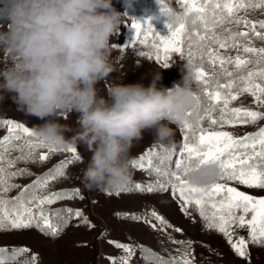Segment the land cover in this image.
Returning <instances> with one entry per match:
<instances>
[{
	"label": "snow or ice",
	"instance_id": "obj_1",
	"mask_svg": "<svg viewBox=\"0 0 264 264\" xmlns=\"http://www.w3.org/2000/svg\"><path fill=\"white\" fill-rule=\"evenodd\" d=\"M179 2L180 11L159 8L181 18V22L175 26H166L167 36H162L149 18L141 22L134 17L128 25L132 31L131 37L122 44H114L113 48L146 44L148 38L152 37L151 49L157 62H164L163 67L169 68L168 61L173 54L186 58L190 64L200 61L201 66L195 68L196 82L201 88L197 92L200 122L194 125L185 119L178 124L183 135L178 151L172 148L154 153L149 149L134 159L132 164L152 171L157 177L156 182L147 186L135 184L123 191H170L173 199L179 201L182 212L190 215L189 210L194 208L205 230L222 234L235 254L245 258L249 243L264 246V197L249 195L228 182L264 190V127L243 136L223 129L225 125H254L264 120V111L232 106L240 96L247 94L258 108L264 109V46H254V40L264 42V19L253 20L248 16L249 11L260 9L264 12V0ZM233 52L235 55H232ZM204 122H207L206 128L201 127ZM5 127L6 134L0 137V231L36 227L46 236L57 238L66 227L67 220L79 218L88 223L79 209L52 210L47 207L59 200L80 196L79 189L71 192L47 190L49 181L66 178V165L82 159L77 147L69 146L66 149L72 154L70 159L61 161L32 184L21 187L14 182L15 179L31 173L27 169L16 168L17 164L44 162L49 159L48 153L63 149L36 139L33 129L23 123L11 119L0 120V128ZM38 149H47V152L41 154ZM210 162L219 167V179L223 182H215L210 187L194 186L190 179L191 172ZM13 190H18L17 195L10 197L8 194ZM106 194L119 196L121 191ZM150 215L158 222L160 230L173 227L155 211ZM52 217H56L55 222ZM146 222L153 230L157 229L158 225L151 220ZM233 226L247 228L248 238L233 240ZM174 231L183 232L180 228H174ZM169 241L181 246L177 248V255L164 258L149 250V255L145 257L146 264H196L192 241H178L171 236ZM112 243L125 254L132 250L130 245ZM141 251H144L143 247ZM29 253L31 250L26 247H0V264H37L38 254L28 256ZM110 260L113 264H130L127 256Z\"/></svg>",
	"mask_w": 264,
	"mask_h": 264
},
{
	"label": "clouds",
	"instance_id": "obj_2",
	"mask_svg": "<svg viewBox=\"0 0 264 264\" xmlns=\"http://www.w3.org/2000/svg\"><path fill=\"white\" fill-rule=\"evenodd\" d=\"M159 12L166 26L181 22L173 12ZM126 14L113 0H0V103L10 100L17 111L40 120L35 136L57 147L68 143L72 131L60 118L78 114L79 131L71 141L91 153L82 177L88 190L127 187L131 148L145 132L170 143V123L200 122L190 63L179 68L182 78L170 88L159 86L160 72L148 84L119 80L100 94L97 85L117 71L112 38ZM220 175L210 162L195 168L190 179L194 186L210 187Z\"/></svg>",
	"mask_w": 264,
	"mask_h": 264
},
{
	"label": "rangeland",
	"instance_id": "obj_3",
	"mask_svg": "<svg viewBox=\"0 0 264 264\" xmlns=\"http://www.w3.org/2000/svg\"><path fill=\"white\" fill-rule=\"evenodd\" d=\"M125 5H129V0L124 1ZM125 13V12H121ZM152 15L156 16V19L151 21L153 27L159 23L161 15L160 12H156ZM248 16L253 20H261L264 19V12L260 9L252 12L249 11ZM136 19L143 20L147 19L149 16L137 15L134 16ZM127 15L124 18L123 23L119 26V30L116 35L112 38V45L114 44H122L131 37L132 31L128 27L131 23L132 18ZM168 32L162 36H167ZM150 37L148 38V40ZM147 44V43H146ZM146 44H140L138 46L132 45L124 49L113 48L111 54V61L113 65L116 67L117 71L113 72L112 75L105 81H102L97 85L100 90L101 95L106 94V89L115 82L119 80H124L125 83H131L133 79V72L136 70L138 79L137 82H142L144 84H148L153 76L157 73L161 72L162 80L159 82V86L166 87L167 85L172 84L176 77L179 75L182 78V74L180 72L181 57L177 54H173L169 63V68L163 67V61L157 62L156 59H143L139 57L140 52L143 51V48ZM254 46L261 47L264 46V42L259 40H254ZM235 55V52L232 53ZM126 74V75H125ZM251 97V96H250ZM251 101L253 103V99L251 97ZM254 105L255 110L264 111V109H260L257 105ZM232 106H245V103L240 102L237 105ZM0 117L1 118H11L17 119L22 122L24 125L36 127L40 123V120L29 117L16 110L15 106H10L7 102L0 103ZM61 123H66L72 129L71 132L67 133L68 143L64 146L57 147L59 149H63L61 151L51 152L53 154L58 155H67L71 157V153L67 152L66 149L69 146H75L78 149V153L82 154L86 159H90L91 153L87 150L86 146L82 143H73L71 141V137L79 131V117L76 113H64L60 118ZM169 126L174 131V138L178 139L179 134L176 129L169 124ZM259 127H264V120L259 121L254 125H245L238 124L235 127H230L228 125L224 126L223 130L231 131L237 136H243L247 133H255ZM2 135H0L1 137ZM153 138L147 132L144 133L143 138L135 142L133 147L131 148V157L140 152L143 148H147L152 144ZM48 159L41 163V165L47 164ZM77 164V178H72L74 186L76 189H79L80 196H76L70 199V204L74 206L76 209L82 211L83 216L87 219L89 216H93L97 220H99L103 226L104 231L102 233H98L97 228L92 225L86 224L87 231H82L83 226L80 223H77V228L79 232L75 235L79 237V241L82 243L81 246L73 248L69 245V242H64L60 244V240L57 238H49L45 234H40L34 232L31 228L28 229H20V230H11L14 232H18L15 234H7V231H0V245L3 246H23L31 250V253L38 254L37 264H113V261L110 258H116L117 260L124 256V252L117 248L112 242H118L120 244L131 245L133 247L131 256H133L134 261H138V256L136 255V250L139 245L146 239L148 236L163 232L168 236H171L174 240L178 241H192V251L195 257L196 264H216L214 261V257L209 259L208 256L204 253V251L200 250L197 245V241L190 237V232L185 231L183 227L188 228V224L186 222H190L195 225L196 234L202 231L204 228L203 222L196 212L194 208L190 209V215H186L181 211L180 203L177 199H173V196L170 191L163 192L160 194H155L152 197H144V198H136L131 201L133 205H135V209L137 211H142L144 205L140 203H145L148 206L152 207L156 213L162 216L172 228H167L166 230H160V226L158 222L155 221L151 216H145V212L140 215V219L138 221H126L127 226L133 231V234L122 233L118 236L114 234H110L108 232V222L107 218L113 219L112 211L116 210V200L119 199L116 195H107L106 192H100L96 190H88L84 187L82 177L83 170L85 169V160L81 159ZM139 174L144 175L145 171L143 169H139ZM15 183L20 182V177H17L14 181ZM220 181V179L217 180ZM54 183V182H53ZM51 184V186L53 185ZM230 186H235L240 191H244L249 195L244 189L245 186L237 185L235 182L229 181ZM83 197L82 199L80 197ZM254 197H264V193L258 195H252ZM120 200V199H119ZM142 200V201H141ZM156 204V205H155ZM76 220H81L76 218ZM115 220V219H114ZM151 220L152 223L157 224V229L153 230L150 224L146 221ZM174 228H180L183 230L182 233L174 231ZM234 235L233 240H237L239 237L248 238V230L247 228H237L233 226ZM33 230V231H32ZM10 231V230H9ZM22 232V233H21ZM28 232V233H27ZM33 232V233H32ZM220 236L216 242L217 243H209L208 250L210 251V255L217 254L216 256H220L221 250L224 248V254L227 256L236 255L227 239L222 235ZM72 236L70 235L69 238ZM77 237L73 238L76 239ZM69 240V239H68ZM219 246V247H218ZM72 247V248H71ZM177 248H181L180 245L173 244L169 242L166 246V254L174 255L177 254ZM222 248V249H221ZM248 255L242 259L241 264H264V246H256L249 243L247 248ZM30 253V255H31ZM95 256V263H93V259ZM214 262V263H213ZM217 264H220L217 262Z\"/></svg>",
	"mask_w": 264,
	"mask_h": 264
},
{
	"label": "trees",
	"instance_id": "obj_4",
	"mask_svg": "<svg viewBox=\"0 0 264 264\" xmlns=\"http://www.w3.org/2000/svg\"><path fill=\"white\" fill-rule=\"evenodd\" d=\"M124 1L125 0H113V6L119 12H126L128 17H134L137 15L150 16V15L158 12L159 8L171 9L173 12L181 10V4H180L179 0H159V3H156V0H129L128 6L125 5ZM166 20H167V18L163 17L161 15L160 21L155 27V29L161 35H164L168 32V29L166 27ZM151 40H152V37H150L149 42L145 45V47L143 48V51L140 52V54H139L140 58L142 57L143 59H146V60L147 59H150V60L156 59L155 53L151 49ZM186 63H188V60L186 58H184V59L181 58V64H182L181 67H183V65ZM191 65L194 68H197V67L201 66V63H200V61L197 60V61H194ZM132 77H133V79H132L131 83H136L137 79H138V75H137L136 70L133 72ZM180 80H181V77L178 75L176 77L175 81H180ZM172 85H173V83L170 85H167L166 87L170 88V87H172ZM194 87H195L197 92L201 91V88L198 86L197 82L195 83ZM239 101L245 103L246 107L254 108V105L251 101L250 95L245 94V95L240 96L237 101H234L232 103V105H237L239 103ZM5 102H7L10 106H15L14 104H12L10 102V100H6ZM7 119H11V118H1L0 117V120H7ZM11 120L20 122L17 119H11ZM20 123H22V122H20ZM170 125L176 129L177 133L179 134V138L175 139L173 136L170 143L169 142L158 143L155 139L154 134L152 132H147V134L149 133L151 135V137L153 138L152 144L147 148H143L140 152H137L136 154H134L131 157L130 170H131V174H132V180L127 185V187L125 189H130L135 184H141L142 186L154 184L156 182V179H157L155 174L152 171L147 170V169H143L145 171V174L140 175L138 172L140 168L138 166H134L132 164V161L134 159H138L141 155H143L149 149H152L154 153H159L163 149L175 148L177 151L180 149L182 142H183V135L180 131L178 124L170 123ZM25 126L30 128V129L35 128V127L27 126V125H25ZM207 126H208L207 122H204L201 124V127L206 128ZM197 132H199V129H197ZM5 134H6V127L0 128V135H2L1 137H3ZM36 139H38V138L36 137ZM37 151L40 152L41 154H44L47 152V149H38ZM48 155H49L48 163L44 164V165H41L42 162H36V163L21 162V163L17 164L16 168L27 169L31 173V175L20 177V182L17 184H19L21 187H23L25 185H30V184H32V182L37 177L43 176V174H45L46 172L53 169L61 161L70 159V156H67V155L61 156V155L53 154V153H48ZM82 159L85 160V166H87L88 159H86L83 156H82ZM65 172H66V178H58L55 181H49V183L47 185L48 191L55 192V191H61V190H68L71 192V191L76 189L74 186L72 178H77V164L72 163V164L66 165ZM52 183H53V185L51 186ZM244 189L252 195H258V194L264 193V190H262V189H249L247 187H244ZM17 192H18V190H13L8 195L10 197H15L17 195ZM160 193H163V192L141 193V192L136 191V190H131V191L121 190V194L118 196L120 200L119 199L116 200V204H115L116 210L112 211L113 212L112 213L113 219L111 220L110 218H107L108 232L110 231L109 232L110 234H114L116 236H118L119 234H122V233H127L129 235L131 234V236H132L133 231L127 226V224L125 222L129 221V220L138 221L140 219L139 218L140 215L144 212H145V216H151L150 214L154 211V209L152 207L148 206L147 204L141 202L140 204L144 205L142 211L134 210L136 206L133 205L131 203V201H133V199H136V198L152 197L153 195L160 194ZM47 207L52 209V210L64 209V208H70L73 210H77L74 206H72L70 204V199L59 200L56 203L49 205ZM132 217H136V219H133ZM52 219L54 222L56 221V217H52ZM87 221H88V223H85L82 220H76V218H72L70 220H67L66 227L63 228V231L57 237L58 240L61 239L60 244L67 241V242H69V245H71L73 248L81 246L82 243L79 241V237L75 235L77 232H79V229L77 228V223L84 225L82 227L83 228L82 231H87V226H85L86 224L94 225L97 228L99 235H100V233H102L104 231L103 224L99 220L94 218L93 216H89ZM186 223L188 224V228L184 226L183 229L185 231L190 232V237H192L193 239H195L197 241L198 248H200V250L204 251V253L208 256L209 259H212L214 257L213 259H214L216 264H217V262L220 264H241L242 263V259L238 255H230V256L225 255L224 254V248H223V250H221L222 252H221L220 256H216L217 254L210 255V251L208 250V245H209V243H212V244L217 243L216 240L220 237L218 235V233L215 230L203 229L198 234H196L195 225L190 223L189 221ZM32 229L36 233L43 234L36 227H32ZM6 233L7 234H15L18 232H14V231L10 230V231H7ZM70 235L72 236L71 238H69ZM48 237L52 238L50 236H48ZM75 237H77V238L73 239ZM169 242H170L169 236L166 235L165 233H163V232L154 233V234L148 236L146 239H144V241H142V243L137 248L136 255L139 258L137 262L134 261L132 258L133 256H131V253L133 250V247L131 245H130L132 247L131 252L128 254L124 253V256H127L130 259V264H146L145 257L149 255V250L151 252L159 254L160 256H162L164 258H167L169 256V254H166V250H167L166 246ZM0 247L21 248L23 246H3V245H0ZM141 247H143L144 251H141ZM27 255L30 256V253ZM175 255H177V254H174L172 256H175ZM21 259H24V258L22 257ZM93 263H95V256L93 259Z\"/></svg>",
	"mask_w": 264,
	"mask_h": 264
}]
</instances>
